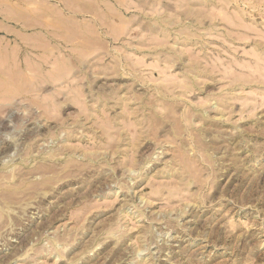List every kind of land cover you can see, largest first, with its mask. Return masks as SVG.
I'll return each mask as SVG.
<instances>
[{"label": "rangeland", "instance_id": "rangeland-1", "mask_svg": "<svg viewBox=\"0 0 264 264\" xmlns=\"http://www.w3.org/2000/svg\"><path fill=\"white\" fill-rule=\"evenodd\" d=\"M8 6L0 264H264V0Z\"/></svg>", "mask_w": 264, "mask_h": 264}, {"label": "crops", "instance_id": "crops-1", "mask_svg": "<svg viewBox=\"0 0 264 264\" xmlns=\"http://www.w3.org/2000/svg\"><path fill=\"white\" fill-rule=\"evenodd\" d=\"M13 11V6L7 7V18L0 20V44L4 45V49L6 50V53H9V51L14 52V43L11 42V38H14L16 36V27L14 26L13 22L14 19L11 18V15ZM28 48H31V44H28ZM34 50L38 49V47L33 46Z\"/></svg>", "mask_w": 264, "mask_h": 264}]
</instances>
